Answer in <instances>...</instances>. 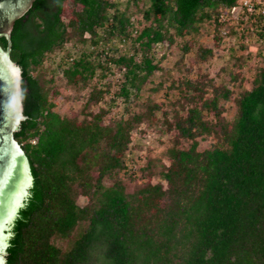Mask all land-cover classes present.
Returning <instances> with one entry per match:
<instances>
[{"label":"trees","instance_id":"1","mask_svg":"<svg viewBox=\"0 0 264 264\" xmlns=\"http://www.w3.org/2000/svg\"><path fill=\"white\" fill-rule=\"evenodd\" d=\"M236 1L35 0L9 41L0 36V48L21 70L25 118L13 137L32 178L4 264H264V68L233 99L231 120L218 104L230 100L226 88L208 99L199 89L189 98L181 90L193 106L180 105L183 115L175 112L172 126L188 144L165 152L160 182L133 178L132 191L128 181H105L124 169L132 128L157 106L108 123L107 110L79 121L54 109L67 88L78 99L87 96L82 112L88 110L114 87L91 86L95 75L99 81L115 71L122 82L110 105L127 103L159 69L152 46L172 42L169 29L182 37L207 21L221 31V43L236 36L234 26L219 21L221 8ZM119 44L131 53L120 54ZM208 137L215 143L199 150L198 138ZM153 164L143 177L151 178Z\"/></svg>","mask_w":264,"mask_h":264},{"label":"rangeland","instance_id":"2","mask_svg":"<svg viewBox=\"0 0 264 264\" xmlns=\"http://www.w3.org/2000/svg\"><path fill=\"white\" fill-rule=\"evenodd\" d=\"M141 7V3L139 4ZM135 11L130 5L129 12ZM138 14V13H137ZM197 33L186 32L182 37L174 35V30L169 29L172 34V42H163L152 46L155 60L158 61L159 69L156 70L147 83L144 84L137 97L129 98L127 103L122 99H115L113 105H110L114 99L113 92L122 82V75L115 71L114 75L108 74L99 81L95 75L91 86L101 87L112 84L110 93L104 94L103 98L96 104H91L88 110L82 112V107L86 103V97L78 99L74 91L62 88L61 94L57 99V106L54 108L59 114L68 118H76L79 121L85 118V114L91 112L97 114L101 110H107L103 117V122L108 123L111 120H126L133 115L146 112L148 106H157L151 112L150 119L135 123L130 132V140L127 149L123 155L124 169L120 170L111 180H106L105 184L110 185L112 180L118 178L127 182L128 191H132L133 178L137 179V184L151 180L160 182L158 173L161 166H168L169 161L165 152L174 144L177 147H186L188 141L178 139L177 130L172 126L175 112L183 115L180 105L185 109L193 106V103L186 102L182 97V91L185 90L186 97H192L197 89L203 93V99L212 98L215 89L226 88L231 92L230 100L223 102L219 100L218 104L223 107L222 116L226 120H231L235 114V104L233 99L251 87V82L255 74L264 68V48L256 42L255 36L244 34L239 37L226 36L221 43V31L216 33L212 24L207 21L200 22ZM136 33L132 34L134 37ZM243 44V45H241ZM129 45L119 44L120 54L126 53ZM137 47V44L135 45ZM210 53H207V52ZM127 52L131 53L130 50ZM45 66L49 64L44 62ZM185 83H188L185 86ZM200 93V92H199ZM216 94H219L218 91ZM198 106L201 101L196 103ZM127 107V111L125 108ZM205 118L211 115L203 110ZM198 149L208 148L215 140L208 137L205 140L198 138ZM153 161L156 167L150 168L151 178L143 177L147 173L144 171L147 162ZM129 178H132L129 180ZM164 184V182H163ZM166 184H164L165 186ZM30 186V183L26 188ZM79 205H83L86 200L78 198ZM14 216L8 221V225L14 221ZM8 232L10 228H5ZM8 242L9 236L3 238ZM64 247L65 243H60Z\"/></svg>","mask_w":264,"mask_h":264},{"label":"water","instance_id":"3","mask_svg":"<svg viewBox=\"0 0 264 264\" xmlns=\"http://www.w3.org/2000/svg\"><path fill=\"white\" fill-rule=\"evenodd\" d=\"M35 0H0V36L9 41L16 20L21 18ZM21 70L11 61L9 49L0 48V264H4L7 241L4 229L17 216L31 186L29 166L23 150L13 134L24 120L21 98ZM30 183L28 188L27 185ZM13 222V221H12Z\"/></svg>","mask_w":264,"mask_h":264},{"label":"built area","instance_id":"4","mask_svg":"<svg viewBox=\"0 0 264 264\" xmlns=\"http://www.w3.org/2000/svg\"><path fill=\"white\" fill-rule=\"evenodd\" d=\"M219 21L234 26L239 37L244 34L256 36L257 32L264 35V0H237L234 5L221 8ZM258 44L262 45L264 41L259 40Z\"/></svg>","mask_w":264,"mask_h":264}]
</instances>
